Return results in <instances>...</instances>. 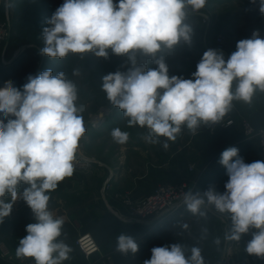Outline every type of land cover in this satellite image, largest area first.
Listing matches in <instances>:
<instances>
[{"label": "clouds", "instance_id": "clouds-1", "mask_svg": "<svg viewBox=\"0 0 264 264\" xmlns=\"http://www.w3.org/2000/svg\"><path fill=\"white\" fill-rule=\"evenodd\" d=\"M205 4L206 0H64L47 20L40 51L61 59L89 52L106 59L109 49L127 56L131 67L126 72L102 78L108 101L122 111L129 127L148 129L143 137L148 143H160V137L174 141L182 126L195 133L201 125L218 124L234 100L251 103L257 91L264 92V37L258 32L238 41L227 60L222 51L206 50L191 79L169 76L163 56L157 54L170 53L181 40L191 44L188 9L198 11ZM11 6L5 0V7ZM260 11L264 13V0ZM138 56L152 58L157 67L146 70V64L137 63ZM73 75H80L79 70ZM77 99L76 84L64 72L54 76L50 69L29 75L22 91L11 81L0 88V221L17 199L27 203L36 223L26 226L16 256L32 258L35 264H62L71 252L59 239L65 221L49 210L48 193L74 172L79 140L86 131ZM111 136L119 144L129 140V133L119 128ZM220 163L229 177L226 191L186 192V208L204 218L209 209L227 213L229 241H239L255 229L245 251L264 258V161L245 163L238 149L230 147L222 152ZM21 183L28 187L18 193ZM214 242L219 244V238ZM117 251L135 254L138 244L120 234ZM151 253L143 264H205L196 246L190 255L180 243L153 247Z\"/></svg>", "mask_w": 264, "mask_h": 264}, {"label": "rangeland", "instance_id": "rangeland-1", "mask_svg": "<svg viewBox=\"0 0 264 264\" xmlns=\"http://www.w3.org/2000/svg\"><path fill=\"white\" fill-rule=\"evenodd\" d=\"M56 1L64 3V0ZM117 2L118 0H114V3ZM8 3L12 6L6 8L5 0H0V68H9L22 57H29L30 61L25 62V65L30 67V75L34 76L50 69L54 76L60 72H64L66 77L76 84L78 90L76 105L83 108L80 115L83 118L86 131L79 140L75 160L80 157L94 163L90 164L89 167L92 166L91 168H93L95 166L94 169H96V176H94L93 181H90V186H93L96 182V205L106 206L116 215H126V212L122 213L119 209L109 205V195L113 192V183L116 180L117 184L126 194L115 199L126 211L127 206L125 201L132 202L127 193L131 194L130 191L133 189V185L131 184L133 177L136 176L140 179L141 183H144L151 192L161 184L175 183L161 182L155 184V182L152 183L150 181L153 180L157 171L155 169L158 164L156 156L159 153V156L163 155L165 159L168 158L171 153L172 143L176 139H181V142H184L192 131L186 126H182V133L177 134L174 141L160 137V143H148L143 138L147 134L148 129L139 126L129 127L127 118L123 116L122 111L108 101L106 93L101 88L103 76L116 71L126 72L131 67L128 57L117 56L111 52V49L108 50L109 55L106 59L96 57L91 52L85 54L70 53L62 59L43 55L40 51L44 47L43 30L49 26L47 20L57 9L52 4V0H8ZM260 5L261 0H228L225 5H222V8L219 6L221 9L205 5L201 10L209 15L216 29L220 31L225 30V35H233L232 40L238 42L242 39H248L253 32H258L264 36V26L262 25L264 13L260 11ZM46 6L51 10L41 16L44 12L42 9ZM22 22H25L26 26L21 30L20 35L27 36L20 38L25 39L24 43H18L16 42L18 38L15 36L18 35L16 29ZM186 22L190 23L193 28L191 44L181 40L170 53L157 54L158 57L163 56L170 77L176 75L185 79H191L192 73L197 70L196 66L203 56L201 50L197 51L201 43L199 31L201 28L197 18L194 16L188 17ZM12 35L13 42L10 41ZM81 55H83V59H81ZM52 61L59 67L58 69H51L49 62ZM137 63L146 64V70L147 68L154 69L157 67L150 57L138 56ZM74 69H78L80 75H73ZM2 86L3 83H1L0 88H3ZM203 127L204 125H201L199 129H196L195 134L204 131ZM115 128L129 133L127 143L119 144L114 141L111 131ZM166 140L169 145L167 149L163 147V143ZM84 169L75 167L73 175L66 177L63 182L67 184L75 181L78 177L83 176L81 171ZM110 175H112L113 179L108 182ZM26 186V184L21 183L17 190L19 191ZM4 199L5 201H9L11 197L9 194H6ZM16 203L17 200L13 202L10 214L4 217V219H12L14 224L19 213L18 209L16 210ZM208 211H214V209H209ZM202 218L200 216L194 217L191 212L184 211L175 217L169 216L160 222H155L153 225L154 230H152L154 233H152L149 240L143 242V249L149 253V248L156 245L160 240L167 238L174 241L177 235H182L181 238H183L184 231H187V234H197L199 236L200 233L197 231V228L207 218L214 227L217 225L219 228L222 227L224 231L223 225L210 212H208L205 219ZM182 224H187V229L181 228L180 225ZM10 234L11 232H9ZM5 235L8 236V234H3L0 228V241H3ZM8 243L11 248L15 246L12 239H9Z\"/></svg>", "mask_w": 264, "mask_h": 264}, {"label": "crops", "instance_id": "crops-1", "mask_svg": "<svg viewBox=\"0 0 264 264\" xmlns=\"http://www.w3.org/2000/svg\"><path fill=\"white\" fill-rule=\"evenodd\" d=\"M227 2L228 0H206L205 5L217 9L219 6L222 8V5H225ZM220 7L219 9H221ZM199 31L201 43L197 51L201 50L204 53L202 32L201 30ZM222 32L227 44H229L227 51L230 57L236 51L237 42L232 40L233 35H225V30ZM232 104V109L221 121V123L230 120L233 121L231 127L218 129L215 134H209L206 130L198 134L194 133L193 135L190 132L188 139L184 142H181V139H176L172 143L171 153L168 158L165 159L163 155L159 156V153L156 156L158 164L155 169L157 171L155 172L153 180L150 181L152 183L155 182V184L161 182L189 181L195 184L193 193L204 192L209 188H213L222 194L225 192L224 186L229 179L225 166L220 163L221 154L224 150L230 147H236L238 149V156L245 163H252L258 160L264 161L257 142L255 140H251L254 142L245 140L241 127L242 119L248 120L253 127H264V92L257 91L251 103L234 100ZM235 159L234 157L233 160ZM189 166H194V171L191 173L188 172ZM91 167L81 171L83 176L67 183L61 190L52 192L53 201L56 205L49 208V210L54 217H63L64 224L71 225L76 232V236L69 240L63 237L59 238L71 248L69 259L63 261L62 264H88L75 246V239L83 233H89L100 248V255L94 256L91 259V264H143L145 260L151 258L152 254L149 255L143 249L142 244L145 240H149L152 233H154L152 231L154 227L137 228L126 225L106 206L96 205V182L93 186H90V181H93L94 176H96V169H94L95 166L93 168ZM112 179L113 177L110 175L108 182ZM116 181L113 183V192L109 195V205L125 213L126 209L121 207L115 198H117V195L125 196L124 194L126 193L123 192ZM141 182L136 176L133 177L131 182L133 189L130 191L131 194L127 193L132 202L144 199L151 192ZM20 199H17L16 210L18 209ZM176 215L180 214H174L170 217H175ZM225 215L229 217L227 213ZM30 223H36L34 216L28 224ZM27 225H22L17 228L18 230L24 231L21 236L15 239L10 238L12 236L8 234V236L5 235L3 241L9 245L8 240L12 239L16 243V241H19L27 235ZM204 228H207V233L202 231ZM197 231L200 233L199 236L197 234H187V231H184L183 238H181L182 235H178L179 237L176 236L173 244L180 243L184 245L186 255H190L191 247H199L205 264H218L224 247V231L222 227L219 228L217 225L214 227L207 218L203 224L198 226ZM10 232L12 233V231ZM120 234L130 236L135 240L138 244V251L135 254L131 252L123 254L117 251V238ZM216 238H219V244L214 242ZM249 240L250 231L247 234H243L239 241L244 242ZM242 258H248L252 264H264V258L255 255L243 254L236 257L238 260Z\"/></svg>", "mask_w": 264, "mask_h": 264}, {"label": "built area", "instance_id": "built-area-1", "mask_svg": "<svg viewBox=\"0 0 264 264\" xmlns=\"http://www.w3.org/2000/svg\"><path fill=\"white\" fill-rule=\"evenodd\" d=\"M196 17L201 28L204 41V51L208 49H215L222 51L224 59L229 58L227 51V44L224 34L215 28L209 15L202 11H188V17ZM264 26V20H262ZM252 36V35H251ZM251 36L249 38H251ZM261 37H264L260 35ZM230 122V123H229ZM233 125V121H227L225 123L219 122L218 124L204 125V130L209 134H215L218 129H226ZM241 127L243 131V137L245 140H255L260 150L262 157L264 158V127H253L246 119L241 120ZM200 128V127H199ZM197 128V129H199ZM92 162L87 161L85 158H78L73 161L74 168H89ZM84 169V170H85ZM188 171L191 173L194 171V166H189ZM195 184L189 181H179L175 183L161 184L155 188V190L138 202L125 201L126 215L115 214L118 219L129 226L137 228H148L153 226L155 222H160L169 216L174 214H181L186 209L184 203V194L186 192H193ZM117 197H122L117 195ZM214 215L220 224L223 225V252L218 264H252L248 258L236 259L239 255L248 254L245 249L247 243L252 239V232L255 229H250L249 241H229L225 239V234L229 232L231 224L228 216L214 211H208ZM0 258L6 264H35L32 258H18L16 256V248L19 245V241H16L15 246L12 248L5 242L0 241ZM75 246L81 253L82 257L88 264H91V259L94 256L100 255V248L95 243L93 237L89 233H83L77 236L75 240Z\"/></svg>", "mask_w": 264, "mask_h": 264}, {"label": "trees", "instance_id": "trees-1", "mask_svg": "<svg viewBox=\"0 0 264 264\" xmlns=\"http://www.w3.org/2000/svg\"><path fill=\"white\" fill-rule=\"evenodd\" d=\"M41 1V0H40ZM52 4L58 8L59 6L62 5L61 2L56 1V0H52ZM53 7V8H55ZM51 9L46 6L45 8L42 9V11H44L42 13L41 16L45 15V12L50 11ZM31 13V12H30ZM30 16V15H29ZM35 23V22H34ZM24 26H26L25 22H22L19 24V26L17 27V34L15 35L18 39H16V42H25V39H20V38H24V36L27 35H20L21 34V30L24 28ZM23 40V41H22ZM11 42L14 41L13 39V35L12 38L10 40ZM29 62L30 58L29 57H22L20 60H18L16 63L14 62L12 66H10L9 68H0V85L1 83H3V86L5 85L6 81H11L13 83L14 86H16L18 89H20L21 91L23 90V85L24 83L27 82L26 76L28 77L30 75V67L28 65H25V62ZM49 66L51 67V69H58L59 67L54 63V61L49 62ZM250 142H254L251 141ZM66 185L63 181L59 182L58 187L56 190L51 191L49 194L50 196V200H49V208L54 207L56 204L53 201V195L52 192L55 191H59L63 188V186ZM28 187V185L26 186ZM225 189V186H224ZM24 190V188L20 189L18 191V193H22ZM226 191V189H225ZM18 216L16 218V223H13L12 219H3L2 221H0V228L3 231V234H9L10 231H12L11 236L12 238L21 236L23 234L24 231L22 230H18L17 228L22 226V225H27L30 222V219L33 217V213L31 211V209L29 208V206L27 205V203L21 198L20 201L18 202ZM185 212H190L187 210V208L184 210ZM198 215H194V217H197ZM19 231V232H18ZM76 236V232L74 230V228L69 225V224H64L62 227V235L61 237L69 240L72 237ZM178 236V235H177ZM179 237V236H178ZM14 239V240H15ZM76 240V239H75ZM174 241L170 240V239H163L160 240L159 242L156 243V245L151 246L148 250L149 255H151V249L153 247H160V246H170L173 244ZM149 258V257H148ZM0 264H6L3 260L0 259Z\"/></svg>", "mask_w": 264, "mask_h": 264}, {"label": "bare ground", "instance_id": "bare-ground-1", "mask_svg": "<svg viewBox=\"0 0 264 264\" xmlns=\"http://www.w3.org/2000/svg\"><path fill=\"white\" fill-rule=\"evenodd\" d=\"M168 218V217H167Z\"/></svg>", "mask_w": 264, "mask_h": 264}]
</instances>
